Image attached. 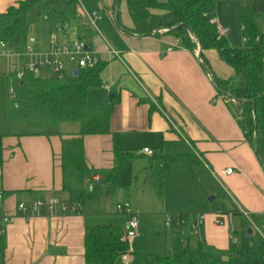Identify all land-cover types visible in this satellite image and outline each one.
<instances>
[{
  "label": "crops",
  "instance_id": "obj_1",
  "mask_svg": "<svg viewBox=\"0 0 264 264\" xmlns=\"http://www.w3.org/2000/svg\"><path fill=\"white\" fill-rule=\"evenodd\" d=\"M25 1L34 0H0V12ZM81 4L77 1L76 19L64 29L54 28L50 39L33 31L29 40L35 39L34 48L40 53L48 51L53 42L64 45L83 40L105 66L100 88L105 90L102 95L109 92L108 101L103 96L95 106L88 94L87 107L103 108L114 97L118 103L111 134L84 138L89 168L111 171L118 154L134 152L137 156L123 163L113 195L91 199L80 207L64 189L62 170V141L80 133V123H61L59 130L65 137H46L34 134L25 123L8 120V129L0 128V211L16 219L0 239V264H98L86 258V236L96 227H109L123 241L129 217L117 211L120 200L129 202L139 215L137 236L155 240L145 255L173 253L178 234L184 244L202 245L223 260L264 264V167L238 122L239 106L218 94L203 64L206 61L212 73L224 80L235 78L234 68L215 50L204 52L201 62L200 48L191 52L172 35L141 37L127 31L134 26L126 0H81ZM92 13L99 16L95 26L88 15ZM240 13L241 0H217L214 8L234 48L244 45ZM258 25V36L264 42V17ZM170 48L174 50L169 52ZM65 62L66 76L78 71L75 64L69 69V61ZM34 75L39 78L37 72ZM145 149L154 150L155 156L144 153ZM230 167L235 173L220 174ZM92 180L96 189L99 185L109 188L101 175ZM53 198L60 201L55 212L47 207L36 213L18 211L20 204L30 206L39 199ZM231 212L235 214L232 218L225 217ZM199 214L205 219L194 230L190 225ZM219 214L224 216L223 226L216 224ZM171 216L189 219L182 232L166 227ZM238 233L247 239L242 243L244 251ZM133 239L127 246L135 256L125 260L120 255L108 264H146L144 255L140 258L135 253ZM243 255H248V261H241Z\"/></svg>",
  "mask_w": 264,
  "mask_h": 264
},
{
  "label": "trees",
  "instance_id": "obj_2",
  "mask_svg": "<svg viewBox=\"0 0 264 264\" xmlns=\"http://www.w3.org/2000/svg\"><path fill=\"white\" fill-rule=\"evenodd\" d=\"M126 2L134 26L132 29L125 28L127 31L141 37L151 34L156 37L172 35L180 40L183 48L191 52L201 46L202 60L205 59L204 52L215 50L223 62L234 68L235 78L224 80L212 73L206 61L203 64L212 74L211 79L218 94L224 96L228 103L235 102L239 106L238 122L250 144L258 150V158L264 167V42L256 41L258 20L264 17V0H241L242 37L248 38L249 42L239 48L232 47L226 37L220 36L216 25L212 23L217 0ZM76 17V0L25 1L5 13L0 12V41L13 44L17 53L22 54L33 31L37 36L50 39L54 28L64 29ZM117 22L121 26L119 14ZM166 29L174 30L161 32ZM104 67L98 64L92 68L79 69L77 76L72 74L62 78L55 76L42 79L31 74L24 81H17L12 76L16 96V103L10 112L12 122L25 123L34 134L46 137H65L59 130L61 123H80V133L62 141L64 189L80 207L93 198L96 188L92 179L95 175H101L103 182L109 185L108 195H113L123 163L137 156L134 152L118 154L111 171L90 169L86 162L84 138L111 134V119L118 103L114 97L103 108L90 110L87 107L89 91L103 85L101 73ZM176 240L178 245L171 256L144 255L145 263L240 264L232 258L223 260L216 252L202 245L197 248L189 244L184 246L178 234ZM127 248V244L109 227H96L86 236V258L90 262L108 264L120 255L125 256Z\"/></svg>",
  "mask_w": 264,
  "mask_h": 264
},
{
  "label": "built area",
  "instance_id": "obj_3",
  "mask_svg": "<svg viewBox=\"0 0 264 264\" xmlns=\"http://www.w3.org/2000/svg\"><path fill=\"white\" fill-rule=\"evenodd\" d=\"M65 1V0H62ZM80 5L81 0H77ZM92 24L95 26V21L99 18L97 13L88 14ZM93 19V20H92ZM212 23L216 25L217 31L220 36L226 37L228 33V29L220 24V22L214 18L212 19ZM163 30L161 32H165ZM257 43L261 41V38L258 36L256 39ZM249 39L244 37L243 43H248ZM35 39L31 38L28 42V46L26 48V52L24 54H18L13 44L0 41V58H13L15 56H23L30 55L35 57V60L31 62H24L20 64L14 65V76L17 81H24L29 75L36 74L38 67L40 66H52L55 69L57 76L62 78L66 75V60L71 64H75L77 66V70L79 69H87L95 67L99 64V59L94 56L88 47L87 43L83 40H73L64 45H57L55 42L52 43L50 49L44 53L38 52L34 48ZM174 48L168 49V51H172ZM199 58V53L197 54ZM200 59V58H199ZM202 62V60L200 59ZM12 94L14 93V89L11 88ZM144 153L149 156H155V151L150 149H145ZM235 173V168L230 167L224 170H221L220 174L223 175H232ZM97 182L100 181V178L97 176L95 178ZM3 196L0 194V200H2ZM60 205V201L56 198L53 199H39L32 203V205L28 206L26 204H20L18 206V211L20 213H25L27 211H31L32 213L38 212L42 207H47L51 212H55L56 208ZM63 209H66L64 205H62ZM116 209L119 213L126 214L129 217L127 231L125 233V237L123 242L128 245V242L131 241L138 235L139 228V215L134 212L129 204L122 205L117 204ZM235 214L233 212L227 214L225 217L232 218ZM244 215L250 220L252 225H254L250 216L246 213ZM223 214H219L217 216L216 224L219 226L225 225L223 220ZM16 219V215H10L6 213H2L0 211V239L5 236L6 230L5 227L13 223ZM205 216L202 214L196 215L191 222V228L197 230L199 225L204 221ZM189 223V219L184 216H171L166 220V227L169 229L181 230L183 227ZM231 240L233 244L237 243V238L235 235L231 236ZM125 260L128 258L126 255L123 257Z\"/></svg>",
  "mask_w": 264,
  "mask_h": 264
},
{
  "label": "rangeland",
  "instance_id": "obj_4",
  "mask_svg": "<svg viewBox=\"0 0 264 264\" xmlns=\"http://www.w3.org/2000/svg\"><path fill=\"white\" fill-rule=\"evenodd\" d=\"M31 60H34L33 58H30L29 55L26 56H15L13 58H0V128H2V131H5L8 129V123L10 120V112H11V108L12 105L16 103V96L15 93L12 94L11 88H13V84H12V76L14 74V65L16 64H20V63H24V62H30ZM69 69H72L75 67V65L67 62ZM37 76L39 78L42 79H46V78H51L55 76V72L54 69L50 66H45V67H38L37 69ZM105 91L102 88H94L90 90L89 93V102L90 104L93 103V105H100L99 102L101 101L102 97L103 99H105L106 101H108L109 98V92L106 93V95H102V92ZM95 103V104H94ZM89 107H92L91 105H89ZM88 107V108H89ZM21 126L22 128H27L25 125H18ZM70 126L69 128H74L73 125H67ZM1 130V129H0ZM108 187L107 185H99L96 189V191H94L93 194V202L94 200H97V198L99 199V197H109L110 195H108ZM118 192V190H117ZM125 193V192H123ZM126 194V193H125ZM125 194L122 195V198H124ZM96 198V199H95ZM122 205H126L129 204V202L125 203L124 201L120 200ZM164 229H166V227L164 226ZM127 231V226L124 227L123 230V235L121 236L124 240L125 237V233ZM238 238H239V245H240V249L243 250V246L242 243L247 240L246 237L241 234L238 233ZM150 238H140L139 236H136L133 239V246L135 244L136 249L135 250L136 254L140 256V258L147 254L146 251L151 248L150 247V242L151 241H155V240H149ZM132 245V244H131ZM171 250L167 251V255L169 254ZM244 251V250H243ZM248 254V252H247ZM126 255L128 256H135L132 255L130 252V248H127L126 251ZM245 256V257H244ZM241 261H248V255H243V257H241Z\"/></svg>",
  "mask_w": 264,
  "mask_h": 264
},
{
  "label": "water",
  "instance_id": "obj_5",
  "mask_svg": "<svg viewBox=\"0 0 264 264\" xmlns=\"http://www.w3.org/2000/svg\"><path fill=\"white\" fill-rule=\"evenodd\" d=\"M179 28V27H178ZM178 28H176V29H178ZM174 30V29H173ZM173 30H167L166 29V31L165 32H169V31H173ZM150 36H153L152 34L150 35ZM200 48V52H199V58L201 59V57H200V54H201V46L199 47ZM208 71V70H207ZM208 72H210V71H208ZM77 74H78V71H74V76H77ZM210 75V77L212 78V74L210 73L209 74ZM227 97H229L228 95H226ZM252 104H253V102H251ZM254 105V104H253ZM16 106H18V104H16ZM256 156H258V150L256 149ZM252 235V229H249L248 230V236H251ZM184 246H187V242L184 244ZM172 255V251H170L169 252V254H168V256H171Z\"/></svg>",
  "mask_w": 264,
  "mask_h": 264
}]
</instances>
